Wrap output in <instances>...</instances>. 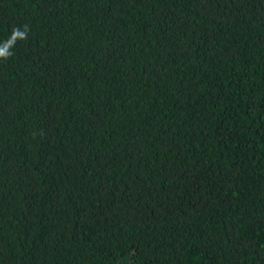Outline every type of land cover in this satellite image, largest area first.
<instances>
[{"label": "trees", "instance_id": "trees-1", "mask_svg": "<svg viewBox=\"0 0 264 264\" xmlns=\"http://www.w3.org/2000/svg\"><path fill=\"white\" fill-rule=\"evenodd\" d=\"M0 264H264V0H0Z\"/></svg>", "mask_w": 264, "mask_h": 264}, {"label": "clouds", "instance_id": "clouds-1", "mask_svg": "<svg viewBox=\"0 0 264 264\" xmlns=\"http://www.w3.org/2000/svg\"><path fill=\"white\" fill-rule=\"evenodd\" d=\"M29 31V25H24L22 28H13L8 38L0 42V60L6 61L9 59L13 55L11 50L18 41L27 40Z\"/></svg>", "mask_w": 264, "mask_h": 264}]
</instances>
